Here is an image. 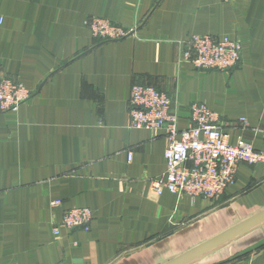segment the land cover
Returning <instances> with one entry per match:
<instances>
[{
    "label": "crops",
    "instance_id": "crops-1",
    "mask_svg": "<svg viewBox=\"0 0 264 264\" xmlns=\"http://www.w3.org/2000/svg\"><path fill=\"white\" fill-rule=\"evenodd\" d=\"M92 17L134 36L98 41ZM0 19V75L30 91L0 113V264H264L262 167L239 164L217 201L156 196L168 140L132 128L127 103L152 86L180 129L204 104L229 143L264 151V0H0ZM190 35L236 38L240 62L195 69L181 59ZM75 207L90 230L53 236Z\"/></svg>",
    "mask_w": 264,
    "mask_h": 264
},
{
    "label": "built area",
    "instance_id": "built-area-1",
    "mask_svg": "<svg viewBox=\"0 0 264 264\" xmlns=\"http://www.w3.org/2000/svg\"><path fill=\"white\" fill-rule=\"evenodd\" d=\"M87 23L92 37L98 41L134 36V30L104 18L92 17ZM182 44L181 59L195 69L229 72L241 60L242 45L231 36L190 35ZM29 97L30 91L24 86L0 75V113L17 111ZM127 103L132 128L154 133L163 130L168 140L165 172L152 183L156 196L169 192L178 197L217 201L234 184L239 164L261 166L264 170V151L255 150L242 139L234 145L229 143V136L221 129L216 113L204 104L195 103L190 107L188 124L180 129L171 97L152 86L133 85ZM240 122L247 126L245 120ZM260 132L264 141V127ZM60 204L59 200L52 203L53 206ZM92 219L89 208L65 210L52 234L59 236L61 229L89 231Z\"/></svg>",
    "mask_w": 264,
    "mask_h": 264
},
{
    "label": "water",
    "instance_id": "water-1",
    "mask_svg": "<svg viewBox=\"0 0 264 264\" xmlns=\"http://www.w3.org/2000/svg\"><path fill=\"white\" fill-rule=\"evenodd\" d=\"M255 220H256V218H252V219H250V221L247 222L246 227H244V229H248V228H250V227L253 225V223L255 222ZM201 248H202V247H198V248L194 249L193 251H190L188 254L184 255V256L182 257V259H184V258H186V257H188V256H190V255L195 254L196 252L200 251Z\"/></svg>",
    "mask_w": 264,
    "mask_h": 264
}]
</instances>
